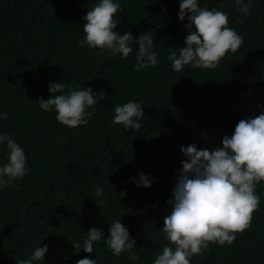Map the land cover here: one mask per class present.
<instances>
[{"label": "trees", "instance_id": "trees-1", "mask_svg": "<svg viewBox=\"0 0 264 264\" xmlns=\"http://www.w3.org/2000/svg\"><path fill=\"white\" fill-rule=\"evenodd\" d=\"M98 0H0V133L24 148L28 173L0 191V264L30 256L47 244L45 264H153L165 244L163 218L170 213L177 170L186 157L181 146H221L236 124L264 111V0H251V15L234 0H200L201 6L229 13L228 26L243 43L215 69L171 67L168 55L184 46L195 31L178 19L180 0H120L116 31L134 37L149 31L157 64L136 70L138 45L127 58L80 47L83 17ZM92 87L106 98L87 109V125L69 128L36 102L49 97V82ZM67 87L65 91H67ZM129 100L142 104L137 130L113 124L114 108ZM7 163L0 147V166ZM152 178L137 187L138 172ZM104 185L105 195L94 189ZM126 190V196L119 197ZM260 205L251 225L236 233L231 245L210 242L191 264H264V181L256 188ZM100 199L103 203L96 204ZM121 217L136 240L132 260L119 257L103 241L92 253L74 249L87 230Z\"/></svg>", "mask_w": 264, "mask_h": 264}, {"label": "clouds", "instance_id": "clouds-1", "mask_svg": "<svg viewBox=\"0 0 264 264\" xmlns=\"http://www.w3.org/2000/svg\"><path fill=\"white\" fill-rule=\"evenodd\" d=\"M238 11L251 15V0H234ZM122 10L120 0H98L95 6L83 17V39L80 47L100 49L107 54H120L127 58L133 53L132 42L135 39L138 50L135 54V68L140 70L157 64L154 51V39L149 31L134 37L130 31L123 34L116 31L121 23L118 11ZM178 19L188 23L190 31L184 38V46L179 53L171 52L167 59L171 67L179 72L190 65L193 68L215 69L220 60L229 52H236L243 43L242 35L228 26L229 13L216 8L201 6L200 0H180ZM67 87V91H65ZM49 97L36 101L44 111L56 112V120L74 128L87 125L92 112L87 109L97 106L99 100L106 98L104 91L97 92L92 87L66 85L64 82H49ZM142 104L129 100L114 108L113 124H122L127 129L137 130L144 117ZM8 114L0 112V120ZM0 147L6 149L7 163L0 166V191L12 182L25 176L29 169L25 150L10 134L0 133ZM186 157L178 169L172 198L166 203L171 211L163 218V232L170 244H165L156 256L153 264H191L194 255L201 254L210 242L221 246L231 245L236 233L250 227L252 213L260 205L257 185L264 181V111L254 118L240 120L231 135H224L221 146L198 149L195 144L181 146ZM133 178L137 187H151L152 178L138 172ZM95 196L105 195L104 185L94 189ZM126 196V190L119 197ZM103 203V199H100ZM103 243L119 257L127 252L135 260L136 240L122 223L121 217L114 218L108 229V235L102 228L87 230L83 242L71 243L74 249L85 253L94 251V244ZM49 246L41 244L30 256L15 259V264H45ZM76 264H98L96 258L84 257Z\"/></svg>", "mask_w": 264, "mask_h": 264}]
</instances>
